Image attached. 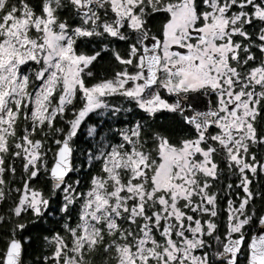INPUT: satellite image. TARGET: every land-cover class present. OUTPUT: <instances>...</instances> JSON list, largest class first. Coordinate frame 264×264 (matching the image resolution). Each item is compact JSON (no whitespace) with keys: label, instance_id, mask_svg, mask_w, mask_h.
Here are the masks:
<instances>
[{"label":"snow or ice","instance_id":"6c2138e0","mask_svg":"<svg viewBox=\"0 0 264 264\" xmlns=\"http://www.w3.org/2000/svg\"><path fill=\"white\" fill-rule=\"evenodd\" d=\"M0 264H264V0H0Z\"/></svg>","mask_w":264,"mask_h":264}]
</instances>
